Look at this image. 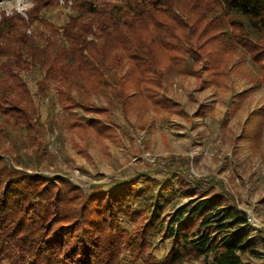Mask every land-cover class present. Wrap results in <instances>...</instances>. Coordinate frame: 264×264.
I'll list each match as a JSON object with an SVG mask.
<instances>
[{
    "label": "trees",
    "instance_id": "obj_1",
    "mask_svg": "<svg viewBox=\"0 0 264 264\" xmlns=\"http://www.w3.org/2000/svg\"><path fill=\"white\" fill-rule=\"evenodd\" d=\"M72 1L75 13L60 26L38 15L39 5L54 6V0H36L27 20L18 14L0 17V115L29 134L39 127L31 101L41 98L49 81L61 102L90 111L95 107L75 99L71 90L81 95L110 83L115 87L125 76L129 88L152 96L149 87L157 81L149 68L159 63L169 73L197 78L204 69L215 82L220 66L238 49L264 84V0H126L109 11L91 0ZM118 69L126 71L118 75ZM37 71L41 75L31 91L24 73ZM262 112L246 119L244 132L253 146ZM166 160L111 180L110 186L84 189L68 179L16 169L0 154V259L116 264L130 250L145 264L194 258L203 264H249L251 258L264 264V234L252 228L221 182L187 173L184 157Z\"/></svg>",
    "mask_w": 264,
    "mask_h": 264
},
{
    "label": "rangeland",
    "instance_id": "obj_2",
    "mask_svg": "<svg viewBox=\"0 0 264 264\" xmlns=\"http://www.w3.org/2000/svg\"><path fill=\"white\" fill-rule=\"evenodd\" d=\"M54 1L58 4L39 5L38 15L60 26L75 13L70 7L73 1ZM91 1L107 11L126 2ZM4 3L0 0V4ZM35 4L36 0H22L19 7L23 11L13 7L10 15L18 14L27 20V12ZM177 6L172 5L171 10ZM10 15L6 7L0 8V17ZM161 16L157 17L162 19ZM142 37L149 39L146 33ZM242 56L238 49L230 52L229 61L220 66L224 67L222 71H217L215 82L204 69L197 78L191 73H169L166 64L159 63L149 68L153 69L149 77L157 82L155 87H149L155 95L148 97L129 88L125 76V81L115 87L110 83L104 89L81 95L71 90L75 99L95 107L90 111L75 103L61 102L54 83L49 81L41 98L31 101L39 117L38 131L29 134L26 128L14 126L11 117L0 115V131L6 134L5 138L0 136V154L16 169L68 179L84 189L95 184L110 186L111 180L129 177L149 164L184 157L187 173L220 181L237 206L247 213L252 228L264 234V84L255 79L260 77L259 69ZM125 71L118 69L116 74ZM38 73L41 75L39 71L24 73L31 91ZM139 84L141 87L143 82ZM24 106L34 109L30 102H24ZM258 109L263 111L261 133L253 146L244 129L250 112ZM36 117L32 112V118ZM86 119L97 120L102 128L87 126ZM258 247L262 249L260 243ZM160 251L153 252L160 257ZM260 263L255 258L249 260V264ZM0 264L8 261L0 259ZM116 264L145 263L142 257L135 259L130 250H125ZM182 264L203 263L202 258H194Z\"/></svg>",
    "mask_w": 264,
    "mask_h": 264
},
{
    "label": "clouds",
    "instance_id": "obj_3",
    "mask_svg": "<svg viewBox=\"0 0 264 264\" xmlns=\"http://www.w3.org/2000/svg\"><path fill=\"white\" fill-rule=\"evenodd\" d=\"M22 0H15L14 3L10 2V0H5L4 4H0V8H7L8 9V14H11V9L13 7H16L18 10L23 11V9H21L19 6L21 4ZM25 7H30V5L25 4Z\"/></svg>",
    "mask_w": 264,
    "mask_h": 264
}]
</instances>
